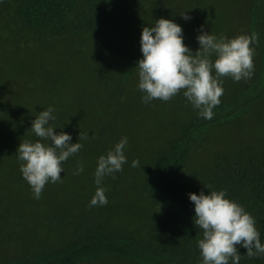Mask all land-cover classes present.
<instances>
[{
  "label": "trees",
  "instance_id": "obj_1",
  "mask_svg": "<svg viewBox=\"0 0 264 264\" xmlns=\"http://www.w3.org/2000/svg\"><path fill=\"white\" fill-rule=\"evenodd\" d=\"M138 1L14 0L19 5L17 14H11L9 9L13 7L0 9L1 19H17L20 30L33 33L22 35L23 44L39 41L46 34L67 35L74 43L83 44L77 34L82 31L91 35L92 43L100 46L89 52H78L75 64L94 72L112 66L111 73L99 81L108 88L111 86V93L121 103L140 112L128 119L138 132L144 126L145 133L139 146L133 147L130 143L124 149L127 163L123 165V171L105 176L101 186L107 189L108 203L93 207L99 218H90L78 206L82 201L89 205L95 194L88 195L91 190L88 181H93L97 189L94 176L97 161L107 154L105 139L109 128L103 125L104 122L121 125L124 116L97 118L94 122L100 129L98 137L101 141L93 144L87 153H78L63 162L62 182L47 183L46 192L39 199L33 197L31 188L18 204L10 205L5 196H0L1 221L22 219L25 215L18 211L26 202L24 210L26 213L34 210V218L39 217L37 220L42 222L44 229L40 246L28 248L19 259L7 264H200L197 242L202 238V232L194 225V204L188 194L199 195L202 190L205 194L213 190L225 191L227 199L241 205L255 218L264 244V130L259 139L261 145L228 148L223 152L216 151L217 142L208 138L231 118L264 107V3L254 6V2L250 7L251 33H257L259 38L258 44L252 45L255 49L254 76L247 85L238 88L239 82L230 90H224L220 104L213 109V118L208 120L198 115V110L184 97L183 91L167 102L154 99L145 104L144 93L138 86H132V93L126 88L127 80L137 74L135 67L142 58L137 54L142 28L154 26L158 19L139 26L132 14L136 9L145 8L148 0ZM255 14L257 21L253 19ZM124 28L135 32L139 44L135 46L134 43V47L122 44V37L126 35ZM0 30L8 32L5 27ZM183 42L194 49L193 53L199 48L198 43L186 37ZM117 47L120 52L116 51ZM83 53L87 54V59ZM212 59L214 61L215 56ZM99 93L105 94L102 89ZM53 109L55 121L66 115L64 105ZM87 122L84 118L83 124ZM161 136L166 148L159 151ZM70 142L78 141L72 139ZM212 144H216L214 149L210 147ZM209 154L215 155L209 170L205 171L201 164ZM133 160L139 161V167L131 166ZM80 163L84 170L74 175ZM5 165L0 162V171ZM14 171L17 182L22 178L19 164H14ZM83 175L88 188L81 190V182L76 186ZM2 181L0 177V183ZM227 182L233 187L228 188ZM86 196L88 199L83 200ZM147 207L158 216L157 220L145 217ZM131 220H136L135 224ZM237 248L241 254L239 264H264V256L248 258L246 249L239 245Z\"/></svg>",
  "mask_w": 264,
  "mask_h": 264
},
{
  "label": "rangeland",
  "instance_id": "obj_2",
  "mask_svg": "<svg viewBox=\"0 0 264 264\" xmlns=\"http://www.w3.org/2000/svg\"><path fill=\"white\" fill-rule=\"evenodd\" d=\"M254 2V6H259L264 3V0H148L146 7L136 9L132 18L139 26L145 22L151 23L157 18L169 19L177 24L180 22L185 28V35L191 37L194 43H198L196 37L201 34V28L217 37L223 35L232 39L239 35L252 34L253 20L250 7ZM203 4L211 5L217 18L209 13H200L199 9ZM18 6L14 0H0V9L13 7L12 10L9 9L13 15L17 14ZM181 12L187 13L190 19L184 20L180 15ZM254 16V21H257L258 17L256 14ZM199 18H202V21L198 23ZM1 27L7 28L8 32L4 33L0 30V162L6 163L0 171V177L3 180L0 183V196H5L10 205L18 204L22 198L27 197L26 192L31 188L23 177L16 182L14 164L20 165L16 154L17 148L25 141L36 142L38 138L30 129L31 123L39 112L48 107L65 106L66 115L60 116L51 126L57 133L66 132L72 139L80 142L83 148L79 153H87L93 144L101 141L98 137L100 129L94 122L100 116H107L110 119L117 116L126 117L121 118V125L104 122L103 125L109 128L105 139L107 152L113 150L124 137L127 138L125 148L130 143L133 147L139 146L138 143L145 137L144 126L141 132H138V129L130 125L128 118L137 116L140 112L137 113L136 108L121 103L111 93L112 87L108 88L103 81H99L100 78H105L111 73L112 66L102 67L101 70L94 72L81 69L75 64L78 52H89L93 47L100 46V44L92 43L91 35L82 31L77 34V37L83 39L81 42H84L83 44L74 43L67 35L54 34H46L39 41L23 44L20 40L22 35H33V33L20 30L17 19L0 18ZM125 33L126 35L122 37V44L125 47L128 45L131 47L134 43L135 46L139 44L135 32L125 31L124 28ZM191 50L194 52V49ZM116 51L120 52V47H117ZM137 51V54L142 55L140 47ZM83 54H85L84 59H87V54ZM252 76L249 79L240 80L241 84L238 88L250 83ZM239 82L233 81L230 77L222 78L223 90H230L232 85ZM127 83L126 88H129L132 93L134 89L132 86H138L139 83L138 71L134 77L127 80ZM99 89H102L105 94H100ZM84 118L89 122L83 124ZM263 130L264 107L260 110H251L241 117L231 118L225 125L208 135V138L217 142L216 151L223 152L228 148L235 150L240 146L261 145L262 141L259 139L263 136ZM80 132L88 134L89 139L79 140ZM92 136L95 138L92 139ZM163 142L164 138L161 136L160 145L157 148L159 151L166 148ZM215 146L216 144H212L210 147L214 149ZM214 155L209 154L207 160L201 164L205 171L209 170L208 166ZM84 177L85 175L81 177L83 180L78 179L76 186L78 187L81 182V190L87 187ZM88 184L91 188L88 190V195L95 193L96 187L93 181H88ZM227 187L233 186L227 182ZM45 192L44 188L41 194ZM82 199L88 198L86 196ZM85 203L80 202L79 210L92 219L99 218L97 210ZM26 206L27 203L24 202L23 209L18 211V214L25 215L22 219L5 220V222L0 219V264L19 259L21 253L28 252V248L32 246L35 248L40 246L39 242L43 243L42 222L37 220L39 217L34 218V210L26 213L24 210ZM149 208L145 210V217L148 220H157L158 216L149 212ZM135 221L131 220L134 224ZM110 264L115 263L110 262Z\"/></svg>",
  "mask_w": 264,
  "mask_h": 264
},
{
  "label": "clouds",
  "instance_id": "obj_3",
  "mask_svg": "<svg viewBox=\"0 0 264 264\" xmlns=\"http://www.w3.org/2000/svg\"><path fill=\"white\" fill-rule=\"evenodd\" d=\"M199 11L217 18L211 5L203 4ZM180 15L186 21L190 19L187 13L181 12ZM185 37L192 41L185 35L180 22L177 24L165 18L157 19L154 26L142 28V58L135 67L139 76L138 89L144 93L142 99L145 104L154 99L167 102L183 91L184 97L198 110V115L210 120L214 115L213 109L221 102L224 91L222 78L230 77L239 82L253 75L255 49L252 45L258 44V34L228 39L223 35L209 34L201 28V34L196 37L199 48L195 53L184 44ZM54 111L48 107L39 112L30 128L38 139L20 143L16 151L22 177L30 185L35 199L41 197L47 183L62 182L63 162L83 148L80 142H70V134L57 133L51 126L50 121L56 119ZM86 139H89L88 134L80 132L79 140ZM126 145L127 138L124 137L113 150L98 158L94 173L97 189L89 203L90 208L107 205V189L101 185L105 176L123 171V165L127 163L124 155ZM131 166L139 167V161L133 160ZM83 170L80 163L73 174L79 175ZM188 196L194 204V225L202 232V238L197 242L200 264H239L241 254L238 245L247 250L248 258L264 256V244L255 226V218L241 205L227 199L225 191L213 190L205 194L202 190L199 195L189 193Z\"/></svg>",
  "mask_w": 264,
  "mask_h": 264
}]
</instances>
